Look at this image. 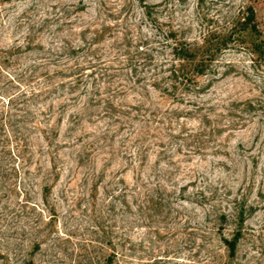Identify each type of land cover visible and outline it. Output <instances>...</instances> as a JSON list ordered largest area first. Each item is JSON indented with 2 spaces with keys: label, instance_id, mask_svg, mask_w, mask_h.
Masks as SVG:
<instances>
[{
  "label": "rangeland",
  "instance_id": "rangeland-1",
  "mask_svg": "<svg viewBox=\"0 0 264 264\" xmlns=\"http://www.w3.org/2000/svg\"><path fill=\"white\" fill-rule=\"evenodd\" d=\"M143 3L155 4L152 18ZM250 4L264 32V0H0V48L22 44L30 35L40 43L55 41L57 27L68 21L65 28L105 24L103 45L126 62L120 74L126 73L130 101L145 83L138 81L171 57L170 48L160 44L165 31L183 29L189 41L215 38ZM240 41L227 42L200 76L204 92L184 91V100L170 97L164 103L183 111L187 134L200 135L167 141L171 157L158 156L160 147L151 146L140 179L128 180L127 197L126 175L132 171L126 173V137L140 121L122 128L108 117L86 122L90 133L112 129L110 146L87 161L69 154L81 146L75 132L60 138L70 147L56 168L47 157L23 163L20 176L11 180L17 190L0 191V264H105L114 251L115 264H264V107L246 106L250 100L264 103V61L252 59ZM150 57L155 61L146 65ZM148 91L157 102V92ZM207 114L210 123L203 121ZM158 195L162 206L153 202ZM242 205L243 236L231 257L223 238L240 227L236 207Z\"/></svg>",
  "mask_w": 264,
  "mask_h": 264
},
{
  "label": "trees",
  "instance_id": "trees-1",
  "mask_svg": "<svg viewBox=\"0 0 264 264\" xmlns=\"http://www.w3.org/2000/svg\"><path fill=\"white\" fill-rule=\"evenodd\" d=\"M142 6L146 16L152 18L155 4L143 3ZM70 24L68 21L57 27L56 31L61 34L55 38L56 42H36L35 35H30L22 44L0 48V191L3 187L16 191L12 178H18L25 165L35 159L41 161L42 157H47L56 168V161L66 155L63 150L70 147L66 139L60 142V138H72L79 132L76 141L81 142V146L69 154L78 157L80 162L92 159L96 152L110 146L107 140L111 128L90 133L86 123L101 116L120 123V128L126 124L131 126L133 120L142 123L133 125L134 131L126 137V173L132 171L130 178L126 175L127 197L128 180L140 179L151 146L160 147L158 156L171 157L167 154V141L173 142L181 134L200 135L187 134V122L180 121L184 116L181 109L163 107L170 97L180 101L184 100V91L204 92L206 86L200 82V76L207 74L212 63L218 60V52L230 40L237 44L241 38L252 59L257 57L264 61V32L257 21L256 7L250 4L242 18L233 27L221 31L216 39L189 41L181 36L183 29L172 27L165 31L160 44L170 48L171 57L160 64L154 63L153 75L138 81L145 83L126 101V73L125 76L120 74L126 69V62L103 45L106 25L88 22L64 27ZM111 45L113 47L114 43ZM154 61L155 58L150 57L146 65ZM148 87L157 92V102L153 101ZM255 104L264 107L262 101L246 102L250 109L255 108ZM203 121L210 123L208 114ZM64 122H68V126L62 133ZM18 161L22 164L18 165ZM26 173L30 171L27 169ZM43 192L49 195L48 183ZM153 202L158 206L165 204L161 195ZM236 209L240 227L235 229L232 238H223L231 257L235 256L243 236L241 226L247 211L243 205ZM220 217L226 219V214L221 213ZM117 255L112 252L105 264H115Z\"/></svg>",
  "mask_w": 264,
  "mask_h": 264
}]
</instances>
